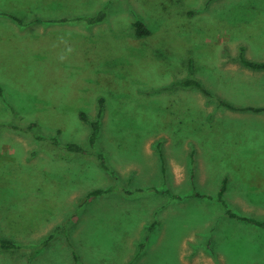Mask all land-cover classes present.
Returning <instances> with one entry per match:
<instances>
[{"label":"rangeland","instance_id":"1","mask_svg":"<svg viewBox=\"0 0 264 264\" xmlns=\"http://www.w3.org/2000/svg\"><path fill=\"white\" fill-rule=\"evenodd\" d=\"M185 4L192 10L165 18ZM100 9L107 15L99 24L73 20ZM62 18L68 21L55 22ZM135 19L150 35L134 38ZM177 48L199 65L210 52L218 65L238 66L240 49L264 62V0H0V238L20 246L0 249V264H203L217 252L232 264L247 253L245 222L228 215L242 216L236 204L205 200L207 209L197 211L198 185L171 187V160L145 149L161 129L188 133L214 154L210 182L225 181L227 196L264 193V115L223 111L195 125L188 114L169 118L147 104L177 74L197 77L182 52L171 54ZM207 59L203 84L246 107V85L229 82ZM100 98V131L90 147V125L79 114L97 119ZM32 123L27 132L11 129ZM37 137L47 141L40 149ZM70 143L84 154L65 150ZM95 189L110 190L88 197ZM188 191L186 212L181 194Z\"/></svg>","mask_w":264,"mask_h":264},{"label":"crops","instance_id":"2","mask_svg":"<svg viewBox=\"0 0 264 264\" xmlns=\"http://www.w3.org/2000/svg\"><path fill=\"white\" fill-rule=\"evenodd\" d=\"M185 6H186L185 9L178 8V11H176L177 8L176 6H174L173 9L166 10L165 18L167 19L169 16L173 14L175 15L185 14L186 9L192 10L191 8H189L188 4H185ZM185 31L186 30H184L182 34H186ZM134 38L137 39L135 35ZM185 39L187 40L189 38L187 37ZM163 50L170 52V50L169 51L166 49ZM180 52H182L186 60L188 59L187 60L188 70H190L189 67H191L192 69L191 64H189V60L194 64L195 68H193V70L194 73L197 74V77L195 78L196 80L200 79V77L198 76L201 70L210 65V63L205 62L206 60H208L207 58H212L213 59L212 65L216 67L215 70L217 72L223 71L224 75L228 74L230 80L229 82L234 84H239V83L245 84L246 92L244 93V96L248 97L249 100L246 104V107H238L235 105H243V104L230 103L226 101L222 97V95L217 91L219 90V88H216V86L211 84H209L210 86L204 85L201 79L198 81L202 84L204 89L209 92V95L203 93L202 91L194 87L180 86L178 83L188 79L189 72L186 73V76H184V74H177V76H174V78L171 79L170 84L161 87L159 91H155L156 93L160 92V94L156 95L155 93L154 94L151 93L147 101V104L150 103V106H154V107L161 106V108H163V110L165 111L166 116L169 118H171L170 117L171 115L174 118H176L177 115L188 114V122L190 119L193 121L195 125L197 120H201L205 118L209 119L210 118L209 116L211 114L213 113L219 114L223 111L251 112L252 114H256L258 117L264 115V110L260 112H256L253 110H233L226 106H223L219 102V101H224L236 108H256V109L264 108V100H263L264 83L262 84V78H261L264 77V70H255L244 66L238 58L239 55L237 57V61L238 60L239 61L238 62L235 61L238 64V66L229 67L224 65H218V63L220 62H217L216 56H214V54H210V52L206 53L205 56L203 55L205 59L202 58L203 59L202 62L204 63L202 65H199L200 63L196 62L194 58L189 57L187 53L183 52V49L177 48V50H174L171 54L180 53ZM187 52H189V50ZM187 65L185 62V69L187 68ZM182 66H183V62L181 61L180 67H177L176 72H179L181 68H183ZM259 89L262 90V93H258L256 91ZM194 93L196 94L195 98H193L192 96ZM46 98H48V96ZM49 99L54 101L52 105L57 103L59 105H66V103H64L63 101H59L55 103L56 99H52V98ZM259 99L263 101L260 103L258 102ZM43 103L45 105L47 104L48 106L51 104V102H47L45 100H43ZM200 113L203 115H200ZM194 128L193 130L199 129V128L196 129ZM202 128L203 127H201V130ZM191 138H193V136L188 135V133L187 134L184 132L173 133L172 131L166 133L165 130L161 129L157 133H153L149 135L147 140H145V146H146L145 149L148 152L151 153L153 151L152 150L153 148L154 150H156V148H159L158 150L160 151L159 152L160 159L163 158V156H167V160L168 159L171 160L172 178L169 181V185L173 188H177L183 185H188L190 180L192 183L197 184L198 185L197 192L200 193V195H202L201 197H196L192 195V197L197 198V201H195L197 203V205L195 204L196 205L195 209H197V211L204 212L207 209V207L205 206V200H208L209 202L215 201L218 204H222V201L223 202L230 201L231 203L236 204V209H238L240 213H242L241 214L242 216L252 218L257 221H264L263 217H258L250 214L253 212L255 213V215L264 214V193L257 195L259 197L254 196L252 198H249L247 196L245 197L240 196V197L232 198L230 196H227V188L225 187L226 190H224L221 200L218 198V193L220 192L221 186L219 183L215 184L214 181L210 182V180L216 179V176L211 178V170L214 169L215 164L217 162L215 160H212L214 154H212V156L209 157V154H211L212 152L211 151L208 152L207 149H204L206 148V145L205 144L203 145L202 143L203 147H201L199 141H193L191 140ZM193 146L194 147L196 146L197 148L196 149L197 157L195 158V160L193 158H190L191 153L195 154V149H193ZM192 165H194V168H192ZM133 168L136 169V166H133ZM190 168L192 169L191 175L189 172ZM206 170L209 172H206ZM218 180H221V177ZM172 192L175 193L173 190ZM181 196L186 200L185 202H183V199L181 200L182 202L181 208L182 210H185L187 212L188 209H186L185 207H187V201H189V197H190L189 191L186 192V194H181ZM233 220L241 223L245 222L235 218ZM209 226L210 224L207 221L205 227H209ZM240 226H243V229L247 234V238H245L248 245L247 253L243 256H241V254H239L238 256L237 255L234 256V259H231L232 264H264V238H263L264 226H257L249 222H245L243 225ZM198 232H202V231H198ZM214 232L215 230H212V232L210 231V233H214ZM23 239L24 238H21L20 240ZM253 248H255V250H253ZM213 256H214L213 260H210L209 258L205 259L203 261V264H227V259L221 253L217 252V255H213ZM197 263L199 262L197 261ZM184 264H189V263L187 261Z\"/></svg>","mask_w":264,"mask_h":264},{"label":"trees","instance_id":"3","mask_svg":"<svg viewBox=\"0 0 264 264\" xmlns=\"http://www.w3.org/2000/svg\"><path fill=\"white\" fill-rule=\"evenodd\" d=\"M6 15L12 19H14L15 21H17L19 24H21V22L14 16H12L11 14H7ZM106 11L105 9H100L96 14H89V15H81V16H76L73 20L74 21H84L86 22L87 25H96V24H99L101 22H103L106 18ZM68 20L65 19V18H62V19H57L55 20V22H67ZM132 26L134 27V33H135V36L137 38H142V37H146L150 34V30L147 28V26L145 25V23L140 20V19H135L133 22H132ZM239 60L240 62L248 67V68H251V69H255V70H264V62H254V61H250L248 59H246L244 56H243V49H240V54H239ZM191 69V68H190ZM180 86L182 87H194L196 89H199L200 91H202L203 93L205 94H208L209 95V92L206 91L204 89V87L202 86V84L196 80L195 78H188L180 83H178ZM2 93V89H1V86H0V95ZM103 101L104 99L100 98L98 99V105H99V110H98V113H97V119L93 120V121H89L87 119V117L85 116L86 114L85 113H80L79 116L82 120H84L85 122H88L89 125H90V134L88 136V144L90 147H93L95 145V142L97 140V137H98V134H99V131H100V118L102 116V104H103ZM220 104H222L223 106H226L230 109H233V110H253V111H256V112H260V111H263L264 108H261V109H256V108H236L224 101H219ZM5 126L0 124V129L4 128ZM35 127V123H32L31 125H29V127H21V126H11V129L14 130V131H21V132H27L29 131V129H33ZM59 132V131H58ZM54 140V144L56 143L55 141H57V137H53ZM36 141H40L42 142L41 145H38V149L42 148L43 146V143L44 142H47L46 141V138L45 137H37L36 138ZM50 142V141H49ZM65 150H67L68 152H72V153H82L84 154L83 152L84 149L83 147L77 145V144H73V143H70V144H66L65 145ZM98 158L99 160H101L100 164L101 166L107 170V166L106 164L103 162V156L98 154ZM110 189H95L93 191L90 192V194L88 195L89 196H96V195H100V194H103V193H106L108 192ZM225 190V181L223 182V185L220 189V192H219V195H218V198L221 200V195L223 194ZM193 196H196V197H201L202 195H200L199 193H194ZM229 217L231 218H235V219H238V220H241V221H245V222H249V223H252V224H255L257 226H264V221H257L255 219H252V218H248V217H245V216H237L236 214H233L231 212L228 213ZM52 235H49L48 239L49 240L51 238ZM46 240V242H47ZM0 249L3 250V251H7V250H11V249H20V246L19 244L9 240V239H1L0 238Z\"/></svg>","mask_w":264,"mask_h":264}]
</instances>
